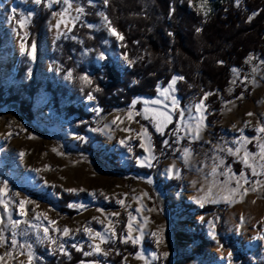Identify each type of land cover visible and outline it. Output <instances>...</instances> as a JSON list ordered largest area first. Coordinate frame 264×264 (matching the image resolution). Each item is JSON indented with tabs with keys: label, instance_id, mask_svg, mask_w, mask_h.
<instances>
[{
	"label": "rangeland",
	"instance_id": "374dc122",
	"mask_svg": "<svg viewBox=\"0 0 264 264\" xmlns=\"http://www.w3.org/2000/svg\"><path fill=\"white\" fill-rule=\"evenodd\" d=\"M179 3H188L191 11L203 14L200 8L202 0H179ZM75 4L85 7L87 15L82 16L75 27L69 25L65 28L61 25L60 29H56L54 25L58 18H54L52 12H60L65 6L59 5L56 8L53 5L49 10L44 5H36L34 0H0V188L6 184L11 193H20V197L10 194L14 203L9 207L12 218L22 221L14 228L5 215L3 228L9 241L15 232V238L21 244H33L39 258L36 264L58 263L63 255L53 254L55 246L46 241L44 244L37 241L36 231L31 227V224L40 223L34 219L36 214L44 213L49 219L57 221L55 227L73 230L75 239L59 238L60 242L66 243L72 255V250H75L71 248L73 243L84 245L85 251H91L88 236L83 231L76 232V229L87 225L97 231H104V226L108 223L107 214L119 212V217L111 219L122 237L127 231L128 212L132 211L136 216L134 228L136 223L143 225L144 235L137 245H133L131 241L123 243L121 240L122 244L137 248L136 252L128 253L121 264H144V261L135 258L141 250L149 258L150 264H264V240L257 239L264 234V187L255 185L258 191H249L242 200L237 193L229 197L231 202L223 199L227 191H222L225 181L235 188L236 180L242 172L249 173L250 181L264 182V176L250 175V170L241 162L243 150L238 157L216 148L231 147L235 150L240 145L233 141L240 139L241 135L264 136L254 130L258 122L264 123V64L260 63L264 58L251 55L254 59H248L252 69L248 97L240 95L243 99H232L234 103L224 102L223 108L218 112L219 119L213 124L209 122L211 113L208 110L207 120L204 122L207 127L202 130L201 139L192 141L185 138L177 143L174 135L172 142L167 140L170 146L165 148L163 140L160 149L157 148L155 139H163L172 123L165 128V135H161L155 130L153 122L144 119V115H153L152 112L146 113L145 108L164 111L163 106L142 103L143 100L163 99L158 93L155 96L134 97L133 101H139L135 112L141 113L138 116L134 114L136 122L127 119L132 104L123 111H93L99 105L97 91L80 77L87 75L92 80L90 66L100 67L105 60L98 58L101 52L106 58H112L121 70L129 65L123 59L121 41L110 35L103 26L99 13L103 12L108 16V6L103 5V0H92V4L88 0H75ZM206 8L212 10L210 0ZM45 10L51 14L37 36H33L31 25ZM76 15L78 13L70 10V16L66 19ZM21 20L25 21L23 25L18 23ZM88 24L94 27L90 29ZM76 27L81 32L75 33ZM87 39L98 40V45H87ZM32 43L36 44L35 60L30 55ZM22 44L27 49V54L22 49ZM69 71L72 72L71 79L67 78ZM240 73V70L238 74L233 73L229 89L231 94L234 93ZM179 82L175 86L177 89ZM168 85L159 84L158 87L163 89ZM10 86H16L21 94L15 95L14 100L8 98L11 91L2 92L3 87L7 89ZM89 93L96 97L94 101L88 99ZM174 95L182 101L178 91ZM198 98L196 96L184 108L190 107ZM26 100L27 105L32 106V119L23 110L25 107L22 102L26 104ZM99 107L102 108L100 105ZM75 108L83 109L86 115H80ZM249 112L254 115L248 116ZM177 116V113H173L178 129L180 123ZM249 121L251 125L245 127ZM141 125L151 133V144L158 157L153 161V167L142 164L144 158L149 156V152L145 151L149 141L137 136ZM125 127L130 131H123ZM241 128L244 129L243 134L239 131ZM179 135L184 136V133L180 132ZM79 137H84V140ZM122 140L125 143L122 144ZM142 142L145 148L140 146ZM186 147L192 150L187 163L182 156V150ZM246 147L251 152L259 151L255 141ZM20 153L24 155L21 156ZM221 159L224 165L217 172L223 171L226 174L212 176L210 173L213 164L218 165ZM173 164L179 170L176 173L168 171ZM136 168L154 169L155 180L165 184L175 182L164 195L162 203L159 204L153 196L150 183L132 181L128 176L130 170ZM228 168H231V173L227 171ZM210 187L212 196L205 199ZM244 187L251 188L252 185ZM67 189L77 191L69 192ZM67 195H74L76 198L66 203L64 197ZM23 198L32 202L26 206L29 209L27 217L20 216L19 209L15 207V203ZM118 199H124L125 206L118 204ZM69 204H83L85 207L70 208ZM137 208L140 212L135 211ZM97 209L104 211L101 213ZM241 216L244 218L243 222ZM94 218L104 221V225ZM145 218L148 221L146 225ZM25 220L28 223H24ZM43 226L49 228L54 238H58L47 220L43 221ZM153 232L157 233L156 237L151 235ZM213 234L216 239L212 238ZM40 235H43L42 230ZM132 235L139 237L140 233L133 231ZM157 238L161 240L159 244ZM117 240L102 245L109 252L107 257L83 255L85 264L93 260L100 261V264H112L109 261V247ZM13 247L9 244L0 248V255L11 251ZM228 252L232 253L230 260L227 258ZM153 253L159 258L152 259ZM164 253L168 254L167 257ZM5 264H17V261L6 257Z\"/></svg>",
	"mask_w": 264,
	"mask_h": 264
},
{
	"label": "trees",
	"instance_id": "16d2710c",
	"mask_svg": "<svg viewBox=\"0 0 264 264\" xmlns=\"http://www.w3.org/2000/svg\"><path fill=\"white\" fill-rule=\"evenodd\" d=\"M210 3L212 10L205 16L191 11L188 3L180 4L179 0H110L108 17L125 37L121 42V53L135 63L121 70L112 58H106L100 67L90 66L93 87L102 89L96 92V97L104 111L127 110L134 97L155 96L159 84L166 86L177 75L184 77L178 83L182 107L205 92L215 93L205 101L211 113V124L219 119L218 112L224 102L240 95L248 97L252 71L248 59L251 55L264 58V0H240L239 6L236 0H210ZM171 8L175 11L170 14ZM50 14L45 10L34 19L31 25L33 36H37ZM197 28L202 31L197 32ZM80 30L76 27L74 32ZM169 32L173 35L170 36ZM86 42L89 46L98 45V40L87 39ZM234 68L241 73L231 94ZM2 89V92L11 91L8 97L11 100L20 94L16 86ZM24 103L21 106L25 107L22 108L26 116L32 119V106L27 105V100ZM75 109L80 115H86L83 109ZM175 129L177 121L170 125L163 139H155L157 148L162 149L163 140L173 141ZM154 174V169L136 168L131 169L128 176L132 181L151 180L153 196L160 204L175 182L157 181ZM74 198V195H67L64 201L69 203ZM109 248L112 264H121L128 253L137 251L134 246L122 244L121 239ZM71 256L70 260L63 256L58 263L51 264H77L84 260L82 252L76 250H72Z\"/></svg>",
	"mask_w": 264,
	"mask_h": 264
},
{
	"label": "snow or ice",
	"instance_id": "6c2138e0",
	"mask_svg": "<svg viewBox=\"0 0 264 264\" xmlns=\"http://www.w3.org/2000/svg\"><path fill=\"white\" fill-rule=\"evenodd\" d=\"M34 3L36 5H44L49 10L53 8V5H63L62 11L60 12H52V15L54 18H58L57 23L54 25L56 29H60L61 25H63L65 28H68L69 25L72 27H75V24L77 21L81 20L82 16L87 15L86 9L83 6H79L78 4H75V0H34ZM89 4H92V0H88ZM110 3V0H103V5L108 6ZM240 0H236L237 6H239ZM208 4V0H202V3L200 5L201 11L205 16H207L210 12V9L206 8V5ZM70 10L75 11L78 13V15L71 17V19H66V17L70 16ZM15 11V10H13ZM175 9H170V14L174 13ZM101 16L104 25L109 34L114 36L117 40L121 41L123 43L125 37L122 33L118 31V29L113 25V22L109 19L107 15H105L103 12L99 13ZM26 19V18H25ZM24 20L18 21L21 25L24 24ZM88 28H93L94 26L92 24L87 25ZM197 32L202 31V29L197 28ZM63 34V33H61ZM169 35L172 36L173 33L169 32ZM59 38V36L57 37ZM74 38V37H73ZM80 43H83V41H80ZM107 43V41H105ZM126 46V45H124ZM22 49H24L25 53L27 54V49L22 44ZM32 52L30 53L31 58L33 60L36 59V44H31ZM99 59H106L104 54L101 52L99 54ZM124 61L128 63L129 66L135 63V61L129 59L127 55H124L123 57ZM254 59V57H249V61ZM220 63H223L222 61ZM261 64H264V60L260 61ZM233 73H239V69H232ZM255 71V68L253 69ZM67 78H72V72L69 71L67 74ZM80 79L85 82L88 86L93 85V81L88 77L87 75L80 77ZM184 80L183 76H173L171 78V81L169 85L163 89L158 87L156 89L157 93L163 98V99H154V100H143L142 103L144 105H162L164 111H161L159 108H145V112H152V116L144 115V119L150 120L153 122L155 130L159 132L161 135H165V128L171 124L174 123L173 113H177L178 120L180 123V128L174 130V135H176V142L179 143L181 140L185 138H190L192 141L201 139V132L204 128L207 127V125L204 123L207 120L206 113L208 112V105L205 104V101L208 99L209 96L215 95V93L212 92H205L202 97L198 98L196 102H194L190 107L184 108L181 107V101L177 98L176 95H174L178 89L175 87L178 81ZM235 83V81H233ZM253 84H255V81H253ZM94 91H102L98 86L94 88ZM239 99H243V96L238 97ZM88 99L90 101H94L96 99L95 96H93L91 93L88 94ZM139 101H133L131 105L130 111L127 113V119L132 120L133 122H136L134 119L135 115H141L139 112H135L136 104ZM229 103H234L232 101H229ZM170 109V110H169ZM93 111L100 113L103 111L102 108L97 105ZM248 116H253L254 113L249 112L247 113ZM119 119V117H117ZM123 123V121H121ZM115 123V120L113 121ZM251 125V121L247 122L245 127H248ZM123 131H130L129 128L125 127L122 129ZM254 130L257 133L264 134V123H259L254 126ZM241 134H243L244 129H239ZM183 132L184 136H180L179 133ZM11 135V133H9ZM138 137H144L147 138L149 141V146L145 148L144 143H141V147L145 148L146 152H149V156L144 158V161L142 162L143 166L146 167H153V161L158 159V157L155 156V148L154 145L151 144V133L148 131L147 128H145L143 125H141V130L139 133H137ZM79 139L84 140V137H79ZM243 141V143L241 142ZM255 141L256 147L258 148V152H251L247 149L246 145L251 144ZM121 143H125V141H121ZM234 144L240 145V147L236 148L235 150L231 147H220L216 146L218 151H226L230 155L234 156H240L241 150H243V156L241 157V162L250 170V175L253 177L256 176H264V136L257 135L254 137H248L241 135L240 139L234 140ZM163 146L165 148L169 147V142L167 140L163 141ZM55 151V149H54ZM177 151H181L180 149H177ZM192 150L190 148H184L182 150V156L185 160V163L188 162V160L191 158ZM21 156L24 155V153H20ZM215 157L213 160L215 161ZM251 161V162H250ZM224 165V161L221 159L219 160V164H213L211 168V175L216 176L219 175H225L223 171L217 172V169L219 167H222ZM169 172L176 173L179 170L176 169L175 164L171 165L168 169ZM227 171L231 173V168H228ZM235 175V174H233ZM249 173L242 172L240 174V178L236 180V187H230L229 182L225 181L224 187L222 188V191H227V195L223 197L225 200H229V197H232L239 193L241 200L245 195L248 194L249 191L255 192L258 191V189L255 187V185L259 184L261 187H264V182L260 180H253L250 181L248 179ZM231 177L229 178V180ZM241 179H243V184H241ZM148 183H152L151 180L148 181ZM251 184V188H246L244 185ZM69 192H76V189H67ZM11 196L20 197V193H11V190L8 189L7 185L5 184L3 188H0V248H5L7 245L14 246L11 251H5L4 255H0V264H5V258L10 257L11 259L17 261V264H36L37 260L39 259L36 256V253L34 251V246L32 243H25L21 244L16 238V233H12V239L9 241L8 237L4 234V228L3 225L5 223V215L7 216L8 221L11 223V225L15 228L18 227L22 221L20 220H14L12 218L11 209L9 207L10 204L14 203V201L11 200ZM95 195V194H93ZM144 196H147V193L143 194ZM212 196V188L210 187L207 190V193L205 195V199H210ZM8 198V199H5ZM121 206H125L124 199H118L116 201ZM216 202V201H211ZM229 202H231L229 200ZM255 202V201H253ZM32 203L27 198L19 199L18 203H15V207L19 209V215L22 217H27L29 214V209L26 207L28 204ZM39 207V205H37ZM68 207L70 208H84L85 206L83 204H69ZM153 209H148V211H152ZM97 211H100L103 213V209H97ZM136 212H140V209H135ZM119 212H112L108 213L106 216V219L108 220L107 225L104 226V231H97L96 229L89 227L85 225L82 229H76V232L83 231L87 236L88 239L91 241V243L88 245V247L91 249V251H85L84 245L73 243L71 244V248L75 249L78 252H82V254L85 257L88 256H94V255H102L107 257L109 255V252L105 250L102 245L108 244L110 242H114L116 239H121L123 243H128L131 241L133 245H137L140 243L143 235H144V229L143 225L136 223V227L134 228V222H136V216L133 215L132 211L128 212V222H127V231L126 234H124L122 237L117 233L115 228V222L111 219L112 217H119ZM34 219L39 220V224H31V227L35 229L36 231V238L37 241L41 244H44L45 241L49 245L55 246V251L53 254H61L63 256L68 257V259H71V253L68 251L66 243L60 242L59 238L62 237H68L70 239H75V237L72 235V229H69L68 227H63L62 229L59 227H55L57 224V221L51 220L48 218V216L44 213H38L34 216ZM97 222L104 225V221L99 220L98 218ZM241 222H243V216H241ZM47 220L49 225H52V231H54L57 234L58 238H54L50 232L49 228L46 226H43V221ZM24 223H28L27 220L23 221ZM148 223L147 218L144 219V224L146 225ZM264 223V221H262ZM41 230L43 232V235L41 236ZM133 231H137L140 233L139 237H134L132 235ZM152 236L156 237L157 233L153 232L151 233ZM213 239H216L215 234L212 236ZM257 239L264 240V234H261L257 237ZM161 242L160 238H157V244ZM223 246L221 245V248ZM16 249H19L17 251ZM119 254V253H117ZM165 257H167V253L163 254ZM20 257H25V259H19ZM232 257V253H227V258L230 260ZM137 260L144 261V264H150L149 258L144 254V251L141 250L136 254L135 257ZM159 257L156 256L155 253L152 254V259H158ZM127 259V258H125ZM80 264H85V261L81 260ZM89 264H100V261L93 260L90 261Z\"/></svg>",
	"mask_w": 264,
	"mask_h": 264
},
{
	"label": "water",
	"instance_id": "95a60500",
	"mask_svg": "<svg viewBox=\"0 0 264 264\" xmlns=\"http://www.w3.org/2000/svg\"><path fill=\"white\" fill-rule=\"evenodd\" d=\"M106 114V113H105Z\"/></svg>",
	"mask_w": 264,
	"mask_h": 264
}]
</instances>
